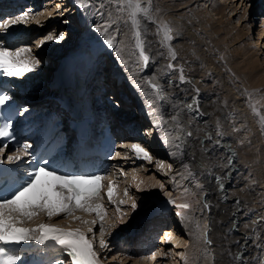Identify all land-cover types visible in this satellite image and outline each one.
<instances>
[{"label":"bare ground","instance_id":"6f19581e","mask_svg":"<svg viewBox=\"0 0 264 264\" xmlns=\"http://www.w3.org/2000/svg\"><path fill=\"white\" fill-rule=\"evenodd\" d=\"M40 1L42 2V0ZM56 1H60L59 3H63L61 0H55L53 3L55 4ZM72 1L74 0H67V3L66 1L63 3V5L66 4V8L63 12H68L71 10ZM188 1L189 0H171L170 2H167L160 0L158 2V0H152L150 15L154 17L155 20H148L141 17L142 39L145 41L146 54H148L150 57L147 66H145L143 60H139L138 54H134L135 41L132 38L133 29L130 22H128L127 13L118 12L117 4H115L113 0H110L111 4H114V6L111 5L113 9L110 10L112 11L111 18L115 20L116 25V29L111 31L114 32L113 37L115 38L116 42L115 47L119 48V53L122 54L121 57H117L116 63L110 65L109 63H106V65L101 68L102 70H105L104 72H106L107 82H112L111 78L113 76H110L111 71H114L116 76L118 77V80H116L117 83L115 85L113 84V82L110 84V87H113V91L117 93L115 98L118 100L120 97H122L120 93L125 92L121 90L122 87H124L123 89H127L126 91L131 96H133L132 91L135 90L133 88L136 82L141 81L143 82L144 86L146 85L141 89L139 93H137L136 96H143L142 101L146 100L148 102L149 100H152L150 103L151 112L154 111L158 115H161V121L158 125L153 124L149 125L148 127L149 131L150 128H152L151 133H153L157 137V139H159L160 137L159 143L161 141L160 144H165V148L160 146L155 147V149L152 148L150 144L145 139H143L139 135V133H136L135 131L126 132L125 137L132 140V145L140 144L145 149H147V151L150 152L151 155L154 154V158L156 156H162L164 162L166 164L169 163L168 165H171L172 173L170 177L172 178V181L175 182V179H179L182 181L181 183H183V185L178 184L179 187H192L194 197H196L195 199L197 201L195 212H199V214L196 213L194 219L192 220V213L189 214L187 212V209L179 208L180 210H182V212L186 213L184 214V220H182V223L186 227V230L180 227V224L175 223L173 224H175L176 226H173L171 224L164 227L166 236L171 233L173 237L172 241H174V243H176L177 245L176 247H172L170 249L169 254H171L170 256L172 257V260H169V258L167 260L165 257L161 258L155 256L159 254L169 257V255H167L165 246V244L169 243L166 237H163V240H161V242H164V245H161L160 242L159 247H157L154 251L147 253L149 252V250H146V253H143L142 250H138L136 244H138V242H141L145 244V247L153 248L155 247L153 245L154 236H149L148 238L147 236L142 235V233L137 234L138 232L132 234L129 240V248L131 250H127L129 253H131V258L127 257V255H124L126 253V250L124 248L120 249L118 252H115L118 253V258L122 257L123 262L121 264H128V262L131 260H133V264H137V262L139 264H264V233L262 232L264 231V212H262V214H259L260 210H258L261 208V210H264V206L260 207L258 203L257 204L259 206H257L255 203H253L252 205L251 203V201H253L254 199L256 200V198H259V195L257 196L254 193L255 191L257 192L256 188L259 185L257 179H261L259 183H264V179H262L264 177V152H262L264 148V127H262L261 125L260 118L262 115L259 108L261 107L260 104H262V102L264 101V68H262L261 70H253V67H251L247 71L246 75L241 74L240 71H236L237 77L239 76L240 80L244 81V84H247L248 90L246 91H248L249 93V90L253 91V93H250L252 94V97L248 99L247 102H245L241 92L239 91L237 86L234 85V83L232 84L230 78H227L228 76L225 75L222 76V74L220 75V69L223 66H220L218 64L214 65V62H210L208 66L205 65L203 57H201L200 53L197 52L198 49L204 46L202 44V41L205 38L199 37L198 30H196L192 25V21L197 20L198 23L202 25L203 28H205V30L207 31V35H209V37H212V40L217 44L216 48H220L221 44L219 42L221 39H224V36L220 33V31H223L227 36L231 33V35H229L230 38L227 40L230 42L235 41V43H237L236 49L238 52H241L240 57L242 56V58L244 59L245 65H249L250 62H253V59L258 58L261 53H264L263 50H261V48L264 47V37L261 39L264 34V11L260 13V20L262 21L261 25H263V27L260 28L257 34L258 40L255 41L254 44L250 43V45H248L249 42L239 39V34L245 28L250 27L249 23L245 24L242 31L237 30L233 33L231 32V30L232 28L237 26V24L235 23V25L231 26L230 28L227 26V24L225 25V20H227L228 18L226 8L228 7L229 3H232V0L228 4H226L227 2L221 3L220 1L216 0L209 1L208 4L211 5L213 10L215 11V14L219 15L217 17H225V19L219 24L217 23V25L214 24L215 20L213 21V19L206 18V15L204 17L205 21L203 19L197 18L191 20L192 16H186L187 18L182 17L180 19H168L169 17L166 18L165 15H163L162 11L167 9L168 6L174 10H177V12L182 11V9L186 7ZM45 2L46 3L43 4V8L37 10L40 14L37 17L40 19V21H42L41 24H37L34 21V23L39 26H34L35 28H32V31L29 30L30 33L23 34V42L20 45L21 47H31L32 51L36 53L35 55L38 56L37 59H41V56L45 59L52 58V54H50V50L47 46L46 47L49 51L47 49H39V47H37V44L40 40H43L44 37H46L47 29H49V20H51L50 18H52L55 13L58 18V12L61 13L64 7L62 5L61 7H59V9L61 10H57L58 12H55V7L58 5V3L53 7V9H50V4L52 2L50 0H47ZM70 4V8H67ZM153 5L158 6L161 11H158L156 13L152 8ZM143 6H147V0H143ZM235 8L236 7L231 8L229 12H231ZM246 10L247 7H245V11ZM24 11L27 10L20 11L14 14V16L19 15ZM37 11L32 12L31 15L38 14ZM47 15L49 16L47 17ZM50 15H52V17H50ZM106 16L105 20L107 19ZM171 16L176 17L177 13L172 12ZM163 18H166L165 21L168 22L172 28L171 35L173 36V39L170 42V45L171 48L175 49L177 53L175 59L170 56L169 47L165 43H162L163 34H157V23L161 22ZM236 21H239V17L236 18ZM228 22L229 24H232V20ZM21 25L23 24L13 26L10 29L14 31L15 29L18 30V28H20L22 33H25V31L21 28ZM208 26L211 27L206 28ZM53 27H56V25L53 24ZM44 30L46 32H43ZM108 32L109 34H111L110 31ZM116 32H118L117 36H115ZM33 33H38V35L36 34L37 36L34 37ZM124 36L127 37L125 38ZM227 36L225 37L227 38ZM247 36L248 41L253 42V40H251L253 38L250 35ZM32 38L35 39V42L31 41ZM99 38L94 37V39H92L94 41L87 39L81 40L74 47L68 46L65 49V52H68L66 56H64L66 57V59L63 61L65 63H68L73 59L75 53L80 49H84L85 45H87L88 43H99L98 41L101 40H99ZM104 38L107 37L105 36ZM2 41L3 40H0V42ZM210 43L211 42H208L206 45V48L209 49L208 51H210V54L206 55L212 58L215 49L212 48ZM104 44H106L105 41ZM101 45L100 47L98 46V48H100L99 53H101V48L102 51L105 48L103 45ZM41 46L45 48V45ZM107 48L110 49L109 46H107ZM123 49H125V51H131L132 55L124 54ZM113 52L111 51L113 56H115ZM112 54L110 56H112ZM101 55L98 57V59L101 58ZM125 62L129 65L135 64V69L132 70V75L128 76V66L127 64H125ZM122 68H125V71H123ZM48 69H50V67ZM109 69H111V71H109ZM181 69H183L182 73ZM108 71L109 73H107ZM46 73V75H48V72ZM27 74L32 76L34 75L33 72H28ZM181 74H183L185 78L184 81L180 80ZM46 75L43 77L37 76L38 78H33V81L31 82H23L24 88L30 93H25L26 95L21 99L29 104H44L49 107L56 108L55 100L46 98L48 94L46 95V93H42V96L33 95L35 93H39L35 92V90L37 91V89H43L44 87L49 88L50 84H43L45 77L47 78ZM205 76H207V78H204ZM210 76H213L212 80H215L216 84H219V87H215L213 84H211L212 81L211 83L210 81H208L210 79ZM149 79H152L154 83L158 84L162 88L163 92L161 95H158L156 90L151 87V85L148 83ZM130 80L134 83V85L133 87L128 88L127 85H129V83H132L130 82ZM104 85L106 86L107 84L104 83ZM261 85H263V90L259 89ZM224 86L226 88H229L230 90L233 89L232 93L234 95L229 96L231 94L228 93V90L225 89ZM107 89L109 90V93L106 94V97L110 98V101L108 102V111L112 115L114 114V111L112 110L119 109V106L117 105V102H115L116 99L112 97L109 87ZM197 89L199 90L198 92L196 91ZM117 96L120 97L118 98ZM161 96H163V98H161ZM133 97L135 98V96ZM134 98H132L133 102L125 103V106L129 107V104L136 105V100H134ZM232 98L234 101L231 106L230 102L232 101ZM245 105L246 107H242ZM253 106H255L258 112L253 111ZM247 107L251 113L247 110ZM125 109L123 111H126ZM135 114H138V112L136 111ZM127 116L128 118L125 120L127 122L134 121L136 118L131 115ZM248 116H250L252 119L249 120L251 122L250 124L252 125H250V129L249 123L247 124V126H245V121L247 120ZM113 117H116V115L114 114ZM236 119L237 121H235ZM252 123L257 126V131L253 129L255 125ZM237 126L238 129L236 130L235 127ZM159 129L161 131H159ZM221 132L224 133L223 136L219 134ZM188 133H191V135L189 136ZM177 137H179V139H175ZM135 139L141 140L137 141ZM181 141H183V143L181 144L180 148H177L176 145L180 144ZM251 143L253 144V147L252 145L250 146ZM251 147L253 148V150ZM135 155L137 154L135 153ZM128 156H130V153L127 152L125 154V157H121V159H119L116 163L118 164L121 162V160L129 158ZM239 158H242V161H240ZM135 159L136 163H139V157ZM245 162H247L248 165L245 164ZM120 165L123 164L121 163L119 164V166ZM126 167L127 166H124L123 168ZM180 170L182 172H186L185 175H180L178 173ZM145 175L146 174H143V176ZM121 176L122 173H120L115 178L117 179ZM167 181H170V179ZM130 183L132 186V181ZM221 184L223 185L222 188ZM116 191L117 190H114V195L116 194ZM151 192L152 191L150 190L149 193ZM139 193L140 199L143 202L144 199L142 198H145V192L141 194L140 190L136 191V194L139 195ZM103 194L106 193L103 192L102 195ZM178 194L179 195L176 196L174 193L176 197L172 200L175 201V205H179L181 203L190 204L192 198L189 195H186L185 191ZM148 196L146 195V198H148ZM261 197L262 196H260V198ZM100 202L103 203L104 211L106 212L105 207H108L109 205L108 198H102ZM165 205H167L168 207L169 205H172V203L170 201ZM115 207L117 206L115 205ZM167 207L165 206V208ZM140 208L145 209L146 211L150 210L149 206L146 207L143 206V204ZM108 213L110 214V217L106 216V220H108V218H111V216L116 215H112L113 212ZM145 213L149 214L148 212ZM153 213L154 212H151L149 215H152ZM117 216L120 217L119 212L115 217ZM40 217L42 218V220L47 219V217L43 215ZM199 220H201V224H199ZM131 221L132 219H130L125 225L131 230V232L136 231L138 228L137 222L139 220H135L132 222ZM115 222L117 223V221ZM197 222L199 224V228H197ZM62 223L66 224V221L64 220L62 221ZM68 224H70V222H68ZM74 226L77 227L79 226V224H76ZM96 227L97 225L95 226V228ZM112 229H116V226ZM179 233L181 235L184 234L183 237H181L182 244H179L181 242L177 239V237L180 236ZM117 237L118 236L114 233L112 234V236H108V238L104 237V239L107 243V241L114 240ZM127 237L130 236L128 235ZM255 238L257 240L254 241ZM207 241H211V243H208ZM182 246L186 247L184 254L182 251L176 250L181 248ZM102 250L104 255L101 257ZM102 250L97 251L101 254L100 258L104 260L103 264H107L106 262L108 256L115 253L113 252L114 249H112L111 246V250H109L108 247ZM106 251L109 253L106 259H104L103 257L107 254ZM171 252L176 253V255H174L175 259H173L172 256L174 253ZM110 260L114 261L115 259L111 258Z\"/></svg>","mask_w":264,"mask_h":264},{"label":"snow or ice","instance_id":"6c2138e0","mask_svg":"<svg viewBox=\"0 0 264 264\" xmlns=\"http://www.w3.org/2000/svg\"><path fill=\"white\" fill-rule=\"evenodd\" d=\"M82 9L91 6V0H75ZM117 4V11L127 13L128 22H130L133 33L132 38L135 41L134 54H138V58L142 59L144 65L147 66L150 57L145 51V41L142 39L141 33V17L148 20H155L150 15L152 0H147V6H143V0H113ZM32 9L22 12L19 15L9 16L0 19V31L7 32L10 28L20 24H28L31 21L39 24L37 18L40 14L31 15ZM98 32L106 36L105 43L109 47H115V38L109 34L107 26ZM163 34V41L169 47L170 56L175 59L177 53L171 48L170 42L173 39L172 28L166 21L157 23V34ZM65 33L60 32L58 35L50 33L43 40H40L37 47L43 45L45 41L63 40ZM120 52V49H116ZM41 61L32 54L31 47L11 48L0 44V72L7 76L22 77L27 72L34 71ZM183 69H181V73ZM181 74L180 80L184 81ZM148 83L161 95L162 88L154 83L152 79ZM199 91L198 89L196 90ZM163 98V96H161ZM11 99L8 95H0V106H3ZM191 107V106H189ZM253 111L258 110L253 106ZM175 119V118H174ZM261 125L264 127V116L260 118ZM221 136L223 133H219ZM190 136L191 133H188ZM0 138L14 139L11 122L0 123ZM179 139V137L175 138ZM183 141L177 144L180 148ZM218 143V141H217ZM7 145L0 147V164L4 163L3 153ZM32 148L30 143H24L18 146L16 151L7 156V162L14 163L20 161L23 156H29V149ZM133 150L138 157L145 160H151V154L140 144H133ZM47 161H42L40 165L32 171L20 178L19 183H13L8 188L7 195H0V264H20L21 256L14 254L9 246L26 244L29 241H35L38 245L47 246L52 244L58 246L62 253H66L69 261L56 259L54 264H102L100 253L96 250L97 242L96 232L94 228L99 224V245L101 248H107L108 245L104 239L105 235L111 234L109 229L115 225L106 222V212L104 205L100 202L102 199V181L107 179L102 175H75L61 174L59 169L50 170ZM163 169L170 168L164 161H160L157 165ZM163 188V185L160 186ZM223 185L221 184V188ZM114 184H110L107 191V198L111 204L117 206L120 212V223H123V217L126 215L120 205L127 204V200L117 202L114 196ZM0 191H3L0 189ZM127 195V190H125ZM175 203V201H171ZM135 209V202L131 204ZM180 209H190L191 204L181 203L177 205ZM82 213H95L93 219L85 218ZM66 214L69 222L79 221L77 227H65L61 224L51 222H36L40 216H46L49 221L54 217ZM183 217V212L177 213ZM199 228V224H197ZM91 234V235H89ZM167 238L171 240L172 234L169 233ZM211 243V241H207Z\"/></svg>","mask_w":264,"mask_h":264},{"label":"rangeland","instance_id":"374dc122","mask_svg":"<svg viewBox=\"0 0 264 264\" xmlns=\"http://www.w3.org/2000/svg\"><path fill=\"white\" fill-rule=\"evenodd\" d=\"M50 1L52 2L50 4V9H53V7L58 3V5L55 7V12H58L57 10H61V9H59V7H61L65 1L67 3V0H61L63 3H59L60 1L59 2L56 1L55 4L53 3L55 0H50ZM159 1L160 0H158V2ZM163 1L170 2L171 0H163ZM209 1L210 0H206V1H204V0H189L187 5H186V7L183 8L182 11H178L177 12V10H174L171 7L168 6V8L163 10L162 13H163V15H165L166 18L169 17L168 19H170V18L171 19L172 18L173 19H175V18H177V19L179 18L180 19L182 17L192 16L191 20H193L194 18L203 19L204 20V17L206 15V18L213 19V21L215 20L214 24L217 25V23L219 24L221 21H223L225 19V17H222L223 19L222 18H218L217 16H219V15L215 14V11L211 7V5L208 4ZM216 1H220L221 3H226L227 2L226 4H228L231 0H216ZM109 2H110V0H106V1L105 0H103V1L102 0H91V6L89 8H87V9H82L74 1V2H72V7H71L70 11L67 10L68 12H63L64 9L66 8V4H65V5H63L64 7H63V10L61 11V13L58 12V18L55 15L56 13L54 15L52 14L53 17H52V15H50V17H52V18H50L51 20H49V26H48L49 29H47V32L45 30L43 32H46V36L48 34H50V33L58 35L60 32H63V33H65V36H64L63 40H59V41H57V40L45 41V43L43 44V45H45V48L42 47V46L41 47L39 46V49L41 48L42 50L43 49L44 50L45 49L48 50V48H49L50 53L53 54L54 56L52 55V58H48L47 57L48 59L45 62L43 61V62L40 63V65L38 66V70H37L38 74L36 73L35 75H33V78H38L39 76H45L47 74L46 72L50 71V69H48V68L50 66H52L54 64V62H56L55 56L59 57V54H67L68 53V52H65V49L68 46H73L74 47L81 40H85V39L94 41V40H92V39H94V37H98L99 38V36H100V38H102V37L104 38L105 36L102 35L101 32L97 31L98 27L103 29L104 27L107 26L108 31H110L111 35L113 36L114 32H112L111 30L116 29V25H115V20L111 18L112 11H110V10L112 9V6H114V4H111V2L110 3ZM156 5H157V3H156ZM156 5H153L154 7L152 6V8L157 13L158 11H161V9H159V7L156 6ZM70 6H71V4L67 8H70ZM233 6L236 7V8L233 9L231 12H229L231 8H234ZM155 7H156V10H155ZM245 7H247L246 11H245ZM263 11H264V0H232V3H229L228 7L226 8V12L228 13L227 14L228 18H227V20H225V25L227 24V26L230 28L231 26H234L235 23H236L237 26H235L231 30V32L233 33L234 31L236 32L237 30L238 31H242V29L245 26V24L249 23L250 27L249 28H245L239 34V36H240L239 39L242 40V41L246 40L247 42H249L248 45H250V43L254 44L255 41L258 40L257 34H258L260 28L263 27V25H261L262 21L260 20L261 19L260 13H262ZM172 12L177 13V16L176 17L171 16ZM48 16L49 15H47V17ZM105 16L107 18L106 20H105ZM238 17H239V21H236V18H238ZM166 18H163L162 21H165ZM230 20H232V24L231 23L229 24L228 21H230ZM41 22L42 21H40L39 24H41ZM192 23H193L192 25L195 27V29L198 30L199 37L205 38L202 41V44L204 46L202 45L203 47L198 49V51H197L198 53H200L201 57H203V60L205 61V65L208 66V64L210 62H214V65L218 64L220 66H223L220 69V75L222 74V76H224V75L228 76L227 78H230V80L232 81V84L234 83V85L237 86V88L241 92L242 96L244 97V101L247 102L248 99H250L252 97V94H250V93H253V91L249 90L250 93L248 91H246V90H248L247 84H244L245 82L240 80L239 76L237 77L236 71H240L241 74L246 75L247 71L251 67H253V70H261L262 68H264V59H263V54L264 53L263 54L261 53L258 58L253 59L252 60L253 62H250L249 65H245L244 59L242 58V56L240 57L241 52H238L237 49H236V44L237 43H235V41H231L230 42V41L227 40V39L230 38L229 35H231V33L227 36L223 31H220V33L224 36L225 40L221 39L220 42H219L221 44L220 48H216L217 44L212 40V37H209V35H207V31L205 30V28H203L202 25H200L197 20L196 21H192ZM53 24L56 25V27H53ZM28 26H31V28H32L34 26L36 27V26H39V25L35 24L34 21H31L30 23H28ZM210 27L211 26H208L206 28H210ZM23 30L25 32H27L26 29H23ZM27 33H30V31L27 32ZM117 33L118 32H116L115 36H117ZM33 34H34V37L38 35V33H33ZM95 35H99V36H95ZM247 35H250L253 38V39H251V40H253V42L248 41V36ZM225 36H227V38ZM124 37L126 38L127 36H124ZM263 37H264V34L261 37V39ZM105 39H107V38H105ZM31 41L35 42V39L32 38ZM225 41H226V45L227 46L225 45ZM102 42H104V41H102ZM102 42L99 43V44L101 45ZM208 42H211L210 44H211L212 48L215 49L214 50L215 52L213 53L212 58L207 56L208 54H210V51H208L209 49L206 48V45H207ZM100 45H98V46L100 47ZM103 46L105 47L104 48V52L105 53L102 51V48H101V53L103 52L104 54H103V56L101 55V57L103 59L101 60L102 63L99 62L100 67H103L104 65H106V63L107 64L109 63V65L116 63L117 62V57H121L122 53H117V51H116L117 48L116 47H110V49H108L107 48L108 45L104 44V43H103ZM107 49H108V51H107ZM261 50H263V52H264V47L261 48ZM111 51L112 52L114 51L113 53L115 54V56H113ZM123 52L126 55H129V54L132 55L131 51H125V49H123ZM111 54H112V56H110ZM36 58H38V56H36ZM139 60H141V59H139ZM127 65H128L127 70L128 69H131V70L135 69V64L134 65L127 64ZM47 66H49V67H47ZM122 69H123V71H125V68H122ZM103 71H105V70H103ZM103 71H102V73H103ZM109 71H110V69H109ZM109 71L107 73H109ZM213 73H215V72H213ZM104 74H105V77H106V72H104ZM129 74H128V76H129ZM204 78H207V76H205ZM212 79H213V76H210V79L208 81H210V83L212 81L211 84H213L215 87H219V84L217 85L215 80H212ZM130 82H132V81L130 80ZM104 83L107 84V82H104ZM133 85H134V83L132 82V83H129V85H127V86H128V88H130V87H133ZM110 86L111 85H108V84L106 85V87H109V89L113 88V87H110ZM136 86L138 88L137 90H136ZM136 86H134V88H133V89H135V90H133L134 92L132 91V95L133 96L137 95V93H139L141 91V89L143 87H145L146 85L144 86L143 82L138 81V82H136ZM49 87H50V85H49ZM123 88L124 87L121 88L122 91H125L123 93L129 94L126 91L127 89H123ZM146 88H148V87H146ZM262 88H263V85H261V87L259 89L261 90ZM225 89H227L228 93L231 94L229 96L234 95L232 93L233 89L230 90L229 88H226V87H225ZM48 90H49V88H46V87H44L43 89H37V91L35 90V92H39V93H35L33 95L42 96L45 93L47 95L48 94L47 93ZM107 93H109V91ZM110 93H111L113 98H115L116 95H117V93H115L113 91V89L112 90L110 89ZM120 98H122V97H120ZM120 98H119V100L115 98L116 99L115 102H117V105L119 106V108H121L123 110H124V108H126L127 111H131V109H133V105L129 104L128 105L129 107H126L125 106L126 104L123 103ZM229 98H231V97H229ZM50 99H51V97H50ZM151 101L152 100H149L150 103H151ZM233 101L234 100L232 98V101L230 102V105L233 104ZM126 103H129V102H126ZM263 103H264V101L262 102V104H260L261 107H259L260 110H261V115L262 116H264V104ZM242 107H246V105L242 106ZM247 110L249 111L248 107H247ZM259 115H260V113H259ZM249 120H252L250 116L247 117L246 121H249ZM235 121H237V119ZM246 121H245V123H246L245 126H247V124L249 123V129H250L251 128L250 127V125H251L250 123L251 122L250 121L246 122ZM252 124H254V123H252ZM255 126H254L253 129L255 131H257L258 128H257V126L256 127ZM151 129L152 128H150V132H151ZM235 129L237 130L238 126L235 127ZM159 131H161V130L159 129ZM223 135H224V133H223ZM159 139H160V137H159ZM135 140L140 141V139L139 140L135 139ZM251 145L253 147L252 143L250 144V146ZM252 150H253V148H252ZM262 152H264V148H263ZM153 155H151L152 156L151 160H145V161H143V163H142V159L141 158H139V160L141 161L139 163H136V162L134 163L135 160L132 157H131L132 159L128 158V159L121 160L120 164L122 163L123 167L127 166L128 168L127 167L126 168L122 167V169H123L122 176L118 177V179L120 181L119 185H118L119 188L117 190L118 192L116 191L117 195L115 194L116 196L115 195L114 196H115V199L117 200V202H119L120 200H127L128 201L127 204L120 205V209L122 211H124V213H126V215H124V217H123V221L124 222L120 223V217L119 216L115 217L117 215V213L119 212L117 210V207H115L114 210H113V214L114 215L116 214V215L115 216H111V218H108V220H106V222L108 224H113L114 223L116 225V228H118V227L124 228L123 232L127 233L126 225H124V224H126L130 219H132V221L139 220L137 222L138 223V228L136 230V232H138L137 234L142 233L143 235H145V236H147L149 238L150 234H147L148 232L151 233V235L153 234V232L157 233V234H155V237H154L155 239L153 238V242H154L153 245L156 246L155 243H157L158 246H156V247H159L160 244L164 245V242L163 241L161 242V240H163V237H166V239H168L166 234H165V230H164V227H166L167 225L169 226V225L172 224L173 226H176L175 224H180L181 225L180 227H182V228H184L186 230V227L182 223V220H184L185 215H183V217H181L180 215H177V213L182 212V210H180L179 207H177V205H175L173 203H172V205H169L168 207L165 204H167L170 201H172L173 199H175V197L177 195H179L178 193H181V192L185 191L186 195H189L192 198L191 202H190L191 208H190V210L187 209V212L189 214L192 213L191 214V219L193 220L194 216L196 215V213L199 214V212H195V210H196V202L197 201L195 199L196 197H194V193H193L192 187L191 188L179 187L178 184L183 185V183H181L182 181L179 180V179H175V182H173L172 178L170 177L171 173H172V167H170V168L165 167L163 169L159 168L157 165H158V163L160 161H164L163 157L162 156H156L154 158ZM240 156H243V155H240ZM263 156H264V154H263ZM241 159L242 158H239L240 161H242ZM168 164H166V165H168ZM245 164H247V162H245ZM125 169H126V171H125ZM127 170H128V172H127ZM120 173L121 172H118L117 174L119 175ZM178 173L180 175H185L186 172H184V171L182 172L180 170ZM143 174H146L145 175L146 178H145V176H143ZM137 178H138V180H137ZM177 178H180V177H177ZM169 179H170L171 182L167 181ZM262 179H264V177ZM133 180L135 181V183H134ZM257 180H258V184L259 185L257 184L258 185V187L256 188L257 192L255 191L254 193L257 196L259 195V198L258 199L256 198V200L254 199L253 201H251V203H252V205H253V203H255L257 206L260 205V207H261V206H264V201H263V199H264V194H263V192H264V183H262V182L259 183V181H261V179H257ZM131 181H132V184H133L132 186H131V183H130ZM194 183H195V181H194ZM161 185H163V188L160 187ZM125 190H127V195H125ZM139 190H140L141 194H143V192H145V196H144L145 198H142V199H144L143 202L140 199V193H139V195L136 194V191H139ZM150 190L152 191L151 193H149ZM174 193H175L176 196L174 195ZM146 195L147 196L150 195V196H148V198H146ZM130 196H131V198H130ZM260 196H262V197L260 198ZM102 197L105 198L104 196H102ZM255 201H257V202H255ZM133 202H135V204L137 205V207L135 209H133L131 207V204ZM261 202H263V203H261ZM142 204H143V206H146V207L149 206L150 210L146 211L145 209H141L140 207H141ZM111 205L112 204H109L108 207H110ZM256 205H254V206H256ZM165 206L167 208H165ZM108 207H106V209L108 210L107 213L109 212ZM261 209H258V210H260L259 214H262V212H264V210H261ZM145 212H148L149 214L151 212H154V213L152 215H149V214H146ZM142 213H145V214H142ZM183 214H186V213L183 212ZM77 215H82V216H84L85 218H88V219H90V216H91V214H89V213H82V212H78ZM53 219H57V220L63 219V220H60V221H64L65 220V221L69 222V220H67L68 218H67L66 215L59 216V217H54ZM112 219H114L113 220L114 222L111 221ZM166 219H167V222H166ZM115 221H117L118 224ZM200 221L201 220L198 221L199 224H201ZM198 222H197V224H198ZM173 223H175V224H173ZM70 224H72L73 227H76L74 225H76V224L80 225V222L79 221H71ZM96 228L99 229V224H97ZM96 228H94V229H96ZM152 230H154V231H152ZM254 230H255V227H254ZM136 232H134V234ZM262 232L264 233V231H262ZM132 234H133V231H132ZM96 235L99 236V231L98 230L96 231ZM183 235L184 234H182V235L180 234V236L177 237V239L181 242L179 244H182V238L181 237H183ZM153 236H154V234L152 236H150V237H153ZM111 238H113V237H111ZM123 238H124V236H123ZM255 240H257V239L255 238L254 241ZM168 242L169 243L165 244V246H166L167 255H169V257L165 256V255L162 256V255H159V254H157L155 256H158V257H161V258L165 257L167 260H168V258H169V260L170 259L172 260V257L170 256L171 254H169L170 253V249L172 247L173 248L176 247L177 245H176V243H174V241H172V239L171 240L168 239ZM97 243H99L98 239H97ZM187 244H189V243H187ZM182 247L179 248V249H176V250L182 251L183 254H184L186 247H183V248ZM115 251L118 252L119 250H115L114 249L113 252H115ZM102 252H103V250H102ZM108 253L109 252H107L106 256L103 257L104 259H106ZM171 253H174V252H171ZM124 255H127V257H129V258L132 257L131 253H129V252H126ZM174 255H176V253H174L172 255L173 259H175ZM111 258H113L115 260L114 261L110 260ZM102 260L103 259H101V261ZM117 261H118V263H117ZM103 262H104V260L102 261V263ZM122 262H123L122 257L118 258V253L115 252L114 254L108 256V259H107L106 263L107 264H111V263H113V264H121ZM133 263H134L133 260L128 262V264H133ZM137 264H139V263L137 262Z\"/></svg>","mask_w":264,"mask_h":264}]
</instances>
